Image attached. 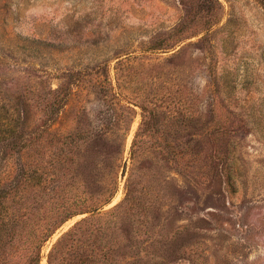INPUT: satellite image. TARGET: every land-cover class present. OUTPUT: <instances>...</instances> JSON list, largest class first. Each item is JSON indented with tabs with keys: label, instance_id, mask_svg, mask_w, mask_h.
I'll list each match as a JSON object with an SVG mask.
<instances>
[{
	"label": "rangeland",
	"instance_id": "374dc122",
	"mask_svg": "<svg viewBox=\"0 0 264 264\" xmlns=\"http://www.w3.org/2000/svg\"><path fill=\"white\" fill-rule=\"evenodd\" d=\"M0 264H264V0H0Z\"/></svg>",
	"mask_w": 264,
	"mask_h": 264
},
{
	"label": "trees",
	"instance_id": "16d2710c",
	"mask_svg": "<svg viewBox=\"0 0 264 264\" xmlns=\"http://www.w3.org/2000/svg\"><path fill=\"white\" fill-rule=\"evenodd\" d=\"M73 230H74V229H73ZM73 230H72V231H73ZM70 233H71V231H70ZM70 233H67V235H71ZM38 256H39V259H40V253H39ZM37 263H38V262H37Z\"/></svg>",
	"mask_w": 264,
	"mask_h": 264
},
{
	"label": "bare ground",
	"instance_id": "6f19581e",
	"mask_svg": "<svg viewBox=\"0 0 264 264\" xmlns=\"http://www.w3.org/2000/svg\"><path fill=\"white\" fill-rule=\"evenodd\" d=\"M114 205V204H113Z\"/></svg>",
	"mask_w": 264,
	"mask_h": 264
}]
</instances>
